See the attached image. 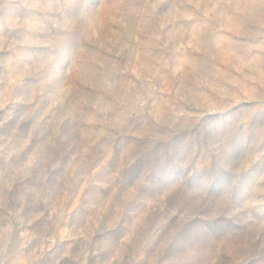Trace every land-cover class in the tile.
<instances>
[{"label":"rangeland","instance_id":"1","mask_svg":"<svg viewBox=\"0 0 264 264\" xmlns=\"http://www.w3.org/2000/svg\"><path fill=\"white\" fill-rule=\"evenodd\" d=\"M0 264H264V0H0Z\"/></svg>","mask_w":264,"mask_h":264}]
</instances>
